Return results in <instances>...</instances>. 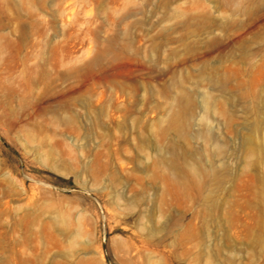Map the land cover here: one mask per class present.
Instances as JSON below:
<instances>
[{
	"label": "rangeland",
	"instance_id": "1",
	"mask_svg": "<svg viewBox=\"0 0 264 264\" xmlns=\"http://www.w3.org/2000/svg\"><path fill=\"white\" fill-rule=\"evenodd\" d=\"M0 264H264V0H0Z\"/></svg>",
	"mask_w": 264,
	"mask_h": 264
}]
</instances>
